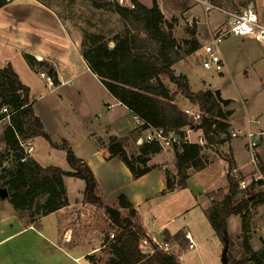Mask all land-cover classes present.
<instances>
[{
	"label": "crops",
	"instance_id": "crops-1",
	"mask_svg": "<svg viewBox=\"0 0 264 264\" xmlns=\"http://www.w3.org/2000/svg\"><path fill=\"white\" fill-rule=\"evenodd\" d=\"M77 1L79 0H7L0 7V69L10 67L19 82L27 89L32 112L39 119L51 143L56 146L66 144L77 159L86 162L105 194L106 206L111 207L114 200L123 195L136 211L139 223L153 243L160 245L168 242L178 246L179 255H173V257L179 264L184 261V255L195 251L201 253V247L208 242H215L219 245L218 248L220 245L222 247L205 216V212L211 207L210 195L218 190L227 192V162H230V169L236 172L238 178L243 176L248 184L251 177H254V181L262 180L264 120H250L247 117L250 112L245 108L244 121L241 120L239 127L234 129L258 134L256 140L259 166L249 164L246 140L230 138L229 141L217 145V152L211 149L213 147L211 145L208 149L202 150V154L208 157L207 163L202 168H188L184 171L185 187L182 189L177 186L179 178L175 168L173 148L161 150L152 155L148 162L150 171L138 179H133L122 161L117 158L108 159L104 147L110 140L125 138L127 139L125 148L131 146L133 149L134 146L133 150L136 152L134 157H136L144 135L142 136L143 133L139 134L134 129L133 113L109 94L82 57V35L79 28L73 26L67 16V6L76 4ZM109 1L116 2V0ZM136 1L146 8H151L153 4L152 0ZM180 1L183 0H171L166 4L155 0V3L165 20H174L172 35L178 43L180 40L188 41L190 38L185 20H195L196 25L187 26L195 27L191 38L199 44L200 48L209 42L211 34L222 26L224 19L221 25L215 24L213 23L215 19L208 15L210 11L208 13L204 11L202 1L216 6L211 0H193L198 4L184 2L179 6ZM255 4L259 7L256 2ZM92 9L102 12L95 7ZM262 11L264 13V8ZM179 14H185L182 23L178 20ZM113 19L117 20L123 29V24L116 14ZM202 33L208 34L207 40L202 37ZM244 41V38L237 40L240 45L244 44ZM254 43L264 48V45ZM108 47H113V43H109ZM221 58L224 69L219 76L222 82L214 84L215 90L223 95H221L222 99L230 100L229 104H233L236 100L229 94L231 88L226 85L232 77L230 61L227 56L221 55ZM253 64L251 57L239 67L240 72L237 73L241 82L235 85V93L244 95L247 94L246 91L253 90L248 85L247 77L253 78L258 75L262 77L261 73L254 75ZM178 65L179 63L172 67L173 72ZM40 74L48 76L50 83ZM250 74L252 77L249 76ZM182 76L187 78L186 74ZM211 89L209 87L206 91ZM242 99L247 101L245 96ZM183 106L192 107L189 103ZM193 110L197 109L193 108ZM235 113L242 116L241 110L237 109L233 115ZM7 122L0 121V155L7 151L3 138ZM186 135L193 143L204 139L200 130H191ZM138 139H141L140 143H137ZM27 141L33 146L28 160H32L40 168L54 167L46 161L53 154L66 156L65 150L51 146L42 137ZM6 168H8L7 162L2 160L0 243L15 235L32 231L45 243L42 248V250L46 248L45 254H54L53 257L58 258L59 261V255H61L72 264H93L91 258L106 248V244L100 239L97 225L98 214L102 209L83 200L84 186L74 188L75 181L78 179L63 177L66 205L52 213L42 215L39 212L42 210L41 206L31 211L13 209L10 203L9 186L6 182L7 178L12 179L13 175L6 177L4 172ZM58 169L71 172L70 168ZM167 177L173 187L171 190L166 189ZM258 184L255 189L259 187ZM72 186L74 189L72 188L70 192L69 189ZM260 212L257 215L258 227L255 231L264 235V210ZM102 216H105L104 212ZM235 218L239 220L238 216L229 217L227 226L232 220L235 221ZM8 222H14L17 230L4 237ZM242 229L243 224L240 219L237 225L240 242ZM177 234H181V242L175 240ZM186 236H189L194 243L192 249L188 248ZM248 252L253 251L248 248Z\"/></svg>",
	"mask_w": 264,
	"mask_h": 264
},
{
	"label": "trees",
	"instance_id": "trees-1",
	"mask_svg": "<svg viewBox=\"0 0 264 264\" xmlns=\"http://www.w3.org/2000/svg\"><path fill=\"white\" fill-rule=\"evenodd\" d=\"M6 2L7 0H0V7ZM129 2L134 4L133 9L120 6L116 2H93L95 8L116 14L123 24V31L108 41L97 38L89 48L82 50V57L91 72L98 77L112 97L151 127L174 132L179 137L184 136L179 130L188 127L194 131L200 130L207 145L222 144L225 139L221 136L228 128L222 121H225L227 114L223 112L213 92L190 93L185 77L176 76L172 70L175 64L182 61L181 46L188 47V53H194L199 44L193 40L183 41L182 45L178 43L172 35L174 20L164 19L155 0H152L151 8L140 5L136 0ZM109 43H113V47L109 48ZM164 81L175 85L176 93L198 106L201 115L197 122H193L174 104L176 94L169 92ZM0 90V108H9L11 113L10 124L3 132L7 151L0 155V166L2 160H7V154H12L16 159L13 169L7 172L6 169L9 168L4 170L6 177L13 175L6 182L14 210H28L37 193L44 192L47 198L41 205L40 213H52L66 205L63 177L78 179L84 182L83 200L102 209L109 227L114 231L112 238L117 242L114 245L117 260L110 259L106 264H179L175 257L160 251L155 250L153 254L140 251L139 247L144 241L152 249L157 246L143 230L132 205L123 195L118 196L111 207L105 205V194L86 162L77 159L66 144L56 146L51 143L39 119L32 112L27 89L10 67L0 69ZM3 119L4 116L0 115V121ZM36 137H42L51 146L65 150V160L71 172H63L54 167L43 169L28 159L20 163L23 151L19 143ZM126 142L125 138L110 140L104 151L108 154V159L117 158L122 161L133 179H138L150 171L149 159L161 149L156 144H142L138 156L132 157L125 150ZM173 149L179 178L177 186L182 189L185 187L184 171L188 168H202L208 157L202 154V148L197 144H183ZM227 164L230 169V162ZM226 180L227 192L218 190L211 194V207L205 212L222 245L224 239L227 240V219L241 215L251 200L259 196V193L252 196L250 187L246 198L235 204L234 197L239 192L238 182L230 175L226 176ZM172 188L167 177L166 189ZM243 219L242 217V222ZM180 239L181 234H177L175 240ZM227 264L264 263L259 256L249 254L248 258L230 260Z\"/></svg>",
	"mask_w": 264,
	"mask_h": 264
},
{
	"label": "rangeland",
	"instance_id": "rangeland-1",
	"mask_svg": "<svg viewBox=\"0 0 264 264\" xmlns=\"http://www.w3.org/2000/svg\"><path fill=\"white\" fill-rule=\"evenodd\" d=\"M109 0H79L76 2V4H70L67 6L68 13L67 16L70 18L71 23H73V26H76V28L80 30V33L82 35V49H87L91 45V43L97 38L99 40H111L112 37H114L117 34H121L123 29L120 24H118V21L113 19V12H110L106 9H101L100 11H93V2L97 3H104ZM171 0H159L160 3L166 4ZM178 1V0H177ZM215 7L224 10V11H241L244 9L251 8L253 9L259 18V23L261 26L264 27V13L262 9L264 8V0H211ZM115 2V1H114ZM186 3V4H198L195 3L193 0H183L179 2L180 3ZM255 2L259 5L256 6ZM258 7V8H257ZM262 11V12H261ZM183 15V16H182ZM209 17H212L215 19L213 23L221 25L223 18V14L216 11L211 10L209 12ZM185 16V14H179L178 20L182 23V18ZM223 21V23H224ZM180 23V24H181ZM223 25V24H222ZM187 32L188 41H192L193 38H191V35L195 32V27L190 28L187 25ZM193 32V33H192ZM201 36V34H199ZM96 37V38H95ZM202 37H204L206 40L208 39V34L202 33ZM240 38H229L226 39L221 45V55L227 56V58L230 61L231 65V80L227 82V87L231 88V92L229 93L234 99L236 100L233 104H228L226 106H222L221 108L225 114H227V117L225 121L222 122L229 124L228 128L224 130V135L221 137L225 139V141L230 140V133L239 127L241 124V120L244 121V110L247 108L249 110V116H247L250 120H258L263 121L264 120V48L259 47L257 44H255L253 41H250L251 38L246 37L244 38V44H238L237 40ZM183 41H179L181 44ZM182 45V44H181ZM189 50L188 47H182L180 50V54L182 56V62H179V65L175 67L174 74L176 76H182V74H186L187 78L186 83L189 87V91L192 94H197L199 92H205L209 87H211V92L215 90L214 84H218V82H222L221 77L219 74H215L210 71H205L201 68L199 59L194 55V53H188ZM252 57V60L254 62L252 68L254 70V75L257 73H261V76H256L253 78L247 77V82L249 87L253 89L251 92L246 91L247 94L241 93L237 94L234 91H236L235 85L239 84L241 82V79L239 78V74L237 72H240L241 66H243L247 59H250ZM246 72V70H245ZM247 72H250L247 70ZM235 74V76H234ZM249 76L252 77V74ZM234 83V84H233ZM165 86L168 88L169 92L172 94H176L174 98V104L181 108L183 105H186L187 103L191 104L194 109L198 110V106L196 104H193L189 102L186 98H184L180 93H176V87L175 85L169 83L168 81H164ZM1 92V90H0ZM222 95V94H221ZM220 97L222 98V96ZM247 99V101H243L242 97ZM241 97V98H240ZM241 110L242 116L233 113L236 110ZM199 111V110H198ZM0 115L4 116V119L2 121H8V125L10 124V109L3 107L0 108ZM230 115V116H229ZM229 122V123H228ZM5 127V128H6ZM142 132H139L141 134ZM144 135L145 133L141 134ZM192 135V134H190ZM139 140V139H138ZM137 140V141H138ZM141 140V139H140ZM192 140V139H191ZM236 140H243L244 138H237ZM224 141V142H225ZM144 144V143H142ZM134 149V146H133ZM131 146L129 148H125L127 154L129 156L134 157V154L136 153L135 150H133ZM211 149L213 151H218V146H213ZM246 151V150H245ZM248 155V153L246 152ZM245 155V154H244ZM7 166L10 169H13V167L16 166V159L12 156V154H7ZM228 158L227 156H224ZM47 163H50V165H53L54 167H58L61 169H69L70 167L67 165L65 161V157L63 154H53V156H50V158L46 159ZM260 165V164H259ZM258 165V166H259ZM262 165V163H261ZM261 170H264V165L261 167ZM7 174V173H6ZM249 177L250 174H249ZM239 179L244 180L243 176H239ZM257 179V178H256ZM7 181V180H6ZM245 181V180H244ZM258 182H261L258 184ZM71 184V183H70ZM252 184V185H251ZM256 184H258V188L255 189ZM83 187L84 182L80 180L75 181L74 188L76 187ZM249 186L253 187L251 188L250 193L252 196L256 195V193H259L258 197H255L251 200V202L246 206L241 215H239V220L243 219V229H242V235L241 239L242 241L238 239L239 232L237 231V225H238V218H235V221H231L230 225L227 226V240H228V251H227V263L230 260H241L248 258L249 254H255L261 258V260L264 263V235L262 233H258L255 231L257 226V215L260 214L261 210H264V176H262V180L260 181H254V177H251L249 180ZM221 187V186H219ZM73 186L69 189V191H72ZM73 188V189H74ZM248 187L246 190H240L234 197V203L236 204L239 202L242 198H246L245 195L249 192ZM47 198V194L44 192L37 193L36 197H34L33 202L31 204V207L28 209L31 211L32 209L36 210L38 206H41L44 201ZM263 203V204H262ZM40 212V211H39ZM102 210L98 214V232L101 235L100 239L106 244V248H104L102 251H100L97 255L91 258L93 264H106L108 260L113 259L114 261L117 260V257L115 255V248L114 245L117 244L115 239L111 237V235H114V231L109 227V224L107 223V220L105 219V216H102ZM38 214V213H37ZM17 230V226L14 222H8L5 226L4 230V237L9 236L13 234ZM1 238V235H0ZM155 244V243H154ZM45 243H43L38 237L32 232L28 231L26 233H22L19 235H15L3 242L0 243V264H72L70 263L66 258L63 256L57 254L60 256V261L58 258H54V254H45V249L42 250ZM219 245H217L215 242H208L207 244L203 245L201 247V253H198V251L193 252L192 254H186L183 256L184 261L182 264H222L221 262V252L223 249V245L218 248ZM140 251L144 254H153L152 247L148 244L142 243L139 247ZM248 248L252 250L253 252H248ZM43 251V252H42ZM63 254V253H62ZM197 255V257H196ZM177 260V259H176ZM71 261V260H70Z\"/></svg>",
	"mask_w": 264,
	"mask_h": 264
},
{
	"label": "built area",
	"instance_id": "built-area-1",
	"mask_svg": "<svg viewBox=\"0 0 264 264\" xmlns=\"http://www.w3.org/2000/svg\"><path fill=\"white\" fill-rule=\"evenodd\" d=\"M116 3L120 6L127 7L128 9L134 8V4L129 2V0H116ZM201 4L206 13L214 9L222 13L225 17L223 25L211 34L209 42L203 44L194 52V55L199 59L200 66L203 70L210 71L215 74L222 73L224 66L221 58L220 45L226 39L232 37H249L254 42L264 45V27L260 25L259 18L253 9L248 8L241 11H224L209 4L206 1H202ZM185 23L190 27L197 24L195 20H185ZM40 76L42 78L44 77L50 83V78L48 76H45L44 74H40ZM180 110L184 114H186L188 118L193 120V122H197L201 115L198 110H193L192 107L183 106ZM133 122L135 130L145 133V138L143 140L144 144H156L161 150L179 148L183 144H197L202 148V150L208 149L209 145H207L204 139H199L195 143L189 140L186 134H188L191 129L188 127H183L179 130L180 132L185 134L183 137H179L174 132H166L163 129L151 127L135 114H133ZM256 136H258V134L251 131L233 130L230 133V137L232 139L240 137L246 140V149L249 155V164L252 166H257L259 163L258 142L256 140ZM140 142L141 140L139 139L137 143ZM19 146L23 151V156L19 159V162L24 163L27 161L30 153L33 151V146L29 141L19 143ZM226 173L237 180L238 189L246 190L249 187V184L246 181L238 178L234 170L228 168L227 163ZM186 239L188 241V248L192 249L194 247V243L191 241L189 236H186ZM143 243L145 245L147 244L145 241ZM156 245L157 248L152 249V252L157 250L171 256L179 255L177 251L178 246L176 244L164 242L160 245Z\"/></svg>",
	"mask_w": 264,
	"mask_h": 264
},
{
	"label": "water",
	"instance_id": "water-1",
	"mask_svg": "<svg viewBox=\"0 0 264 264\" xmlns=\"http://www.w3.org/2000/svg\"><path fill=\"white\" fill-rule=\"evenodd\" d=\"M214 96L215 99L217 100V102L219 104H221L222 106H226L229 104L230 100H224L220 97L219 91L215 90L214 91ZM227 251H228V241L226 239H224V243H223V249L221 252V262L222 264H227Z\"/></svg>",
	"mask_w": 264,
	"mask_h": 264
}]
</instances>
